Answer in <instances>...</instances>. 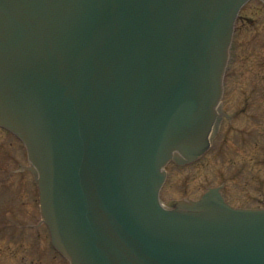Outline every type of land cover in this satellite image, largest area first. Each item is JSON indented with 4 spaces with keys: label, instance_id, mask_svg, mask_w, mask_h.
I'll use <instances>...</instances> for the list:
<instances>
[{
    "label": "water",
    "instance_id": "obj_1",
    "mask_svg": "<svg viewBox=\"0 0 264 264\" xmlns=\"http://www.w3.org/2000/svg\"><path fill=\"white\" fill-rule=\"evenodd\" d=\"M243 1L0 0V123L74 264H264V214L156 201L159 166L208 123Z\"/></svg>",
    "mask_w": 264,
    "mask_h": 264
},
{
    "label": "rangeland",
    "instance_id": "obj_2",
    "mask_svg": "<svg viewBox=\"0 0 264 264\" xmlns=\"http://www.w3.org/2000/svg\"><path fill=\"white\" fill-rule=\"evenodd\" d=\"M226 76L223 121L212 150L194 164L167 168L162 200L197 197L224 183L234 206L264 201V3L240 13ZM22 147L0 130V264H66L51 250Z\"/></svg>",
    "mask_w": 264,
    "mask_h": 264
}]
</instances>
